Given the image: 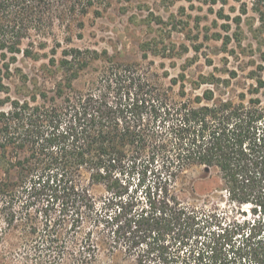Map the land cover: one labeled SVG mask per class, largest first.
I'll return each mask as SVG.
<instances>
[{
  "label": "trees",
  "instance_id": "1",
  "mask_svg": "<svg viewBox=\"0 0 264 264\" xmlns=\"http://www.w3.org/2000/svg\"><path fill=\"white\" fill-rule=\"evenodd\" d=\"M92 4L0 0V56H34L21 47L31 31ZM55 54L54 88L7 96L0 109V214L30 237L34 264H89L100 246L135 264H264V78L231 97L214 86L235 75L201 74L192 82L208 87L191 94L185 73L164 83L104 56L78 88L99 54ZM193 167L216 172L228 210L181 197Z\"/></svg>",
  "mask_w": 264,
  "mask_h": 264
},
{
  "label": "rangeland",
  "instance_id": "2",
  "mask_svg": "<svg viewBox=\"0 0 264 264\" xmlns=\"http://www.w3.org/2000/svg\"><path fill=\"white\" fill-rule=\"evenodd\" d=\"M92 2L85 14L64 11L59 18L53 17L50 29L46 22L42 33L31 31L21 47L31 44L34 56L23 52L14 58L9 54L0 56V81L6 87L0 90V109L7 108L1 105L7 96L22 98L31 95V91L54 88L60 75L58 68L48 62L52 48L56 49L55 58L70 47L99 54L74 82L78 88L97 75L104 56L137 62L167 75L164 83L185 73V88L191 94L208 87L192 82L201 74L235 75L230 84L214 86L217 95L229 93L231 97L252 89V77L264 78V0ZM258 96L264 101L261 93ZM180 187V195L186 201L216 205L223 211L229 209L223 184L212 169L191 168L184 174ZM28 237L21 229L9 228L0 214V264H34ZM89 264L135 263L119 250L108 252L100 246L95 260Z\"/></svg>",
  "mask_w": 264,
  "mask_h": 264
}]
</instances>
